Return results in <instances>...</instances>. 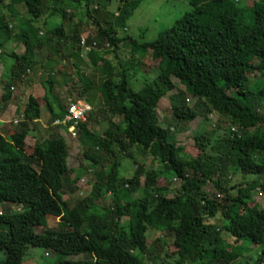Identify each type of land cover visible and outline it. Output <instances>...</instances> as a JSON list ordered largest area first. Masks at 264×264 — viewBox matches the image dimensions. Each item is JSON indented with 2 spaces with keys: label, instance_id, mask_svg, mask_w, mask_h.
Here are the masks:
<instances>
[{
  "label": "trees",
  "instance_id": "trees-1",
  "mask_svg": "<svg viewBox=\"0 0 264 264\" xmlns=\"http://www.w3.org/2000/svg\"><path fill=\"white\" fill-rule=\"evenodd\" d=\"M89 2L0 0V7L8 11L7 16L0 10V55L4 40L11 37L13 20L17 23L12 37L23 46L21 53L7 54L13 59L9 80H20L39 66L36 52L44 45L67 60H79L83 45L90 47L84 53L89 63L98 65L97 86L102 93L106 86L107 96L85 120L103 122L105 127L95 134L84 120L75 129L89 169L112 157L106 159L104 171L94 172L90 191L70 205L60 192L72 191L68 185L84 172L70 176L68 146L59 132L68 125L54 124L56 129L26 153L22 139L28 122L39 118L38 101L30 97L20 123L6 135L0 132V204L19 206L16 212L0 211V250L5 254L0 264H20L26 246L82 256L52 264H143V258L150 264H263L264 208L252 205L260 171L248 170L260 156L258 166L264 171V0L253 1L250 12L237 0H189L191 9L149 42L117 33L126 28L140 0H117L107 20L96 15L97 30L91 37L81 40L77 24L64 29L62 15L74 14L82 3L83 13L91 18ZM106 2L95 0L93 10ZM21 5L25 12L19 17L16 9ZM53 17L59 22L45 29ZM124 44L130 53L121 59L118 49ZM147 55L155 62V75L132 91L128 83L139 70L125 65L128 58L135 59L139 68ZM254 57L260 61L253 62ZM250 75L257 79L251 81ZM172 78L183 85V92L169 93L175 87ZM83 83L79 95L93 86L88 79ZM55 84L52 73H47L42 99L50 122L61 120L67 107L53 93ZM184 93L194 98L192 105L185 104ZM166 94L173 125L187 124L196 116L208 119L215 112L234 128L217 125L220 132L214 135L194 132L196 153L190 155L184 146L169 141L167 128L158 124L156 108ZM83 101L91 102L87 97ZM134 148L159 152L161 167L135 165L131 175H121L117 154L132 157ZM229 168L241 171L228 174ZM172 179L179 185L168 197ZM139 190L142 194L132 197ZM46 217L56 218L55 225L48 226ZM38 226L43 231L35 232ZM149 231L160 232L165 239L156 237L148 243ZM238 242L263 248L256 257L241 259L233 249Z\"/></svg>",
  "mask_w": 264,
  "mask_h": 264
},
{
  "label": "rangeland",
  "instance_id": "rangeland-1",
  "mask_svg": "<svg viewBox=\"0 0 264 264\" xmlns=\"http://www.w3.org/2000/svg\"><path fill=\"white\" fill-rule=\"evenodd\" d=\"M253 1L259 0H237V4L246 7L247 12H250V7L252 6ZM116 5L117 0H107L105 6L100 7L99 10H93V8L96 6V3L95 0H90L89 14L91 15V18H88L87 15L83 13L84 6L82 3L80 4V7L74 12V14H72L71 11H65V13L62 15L64 18H62L64 29L67 30L71 24H77L81 40L85 39L86 37H91L96 33L97 30V26L95 23H93L95 16L99 14L101 15V19L107 20L111 12L115 9ZM1 9L3 13L8 16V11L0 7V10ZM190 9L191 6L189 4V0H140L138 6L134 9L132 15L126 22V28L124 30L117 29V33L118 35H129L130 37H133L135 40H137V42H149L154 40L161 30L169 27L175 19L179 18L184 12L189 11ZM24 12L25 8L23 5L17 6V16H22ZM58 22V17L49 19L48 23L45 25V29H48L52 23L55 24ZM16 23L17 20H13V22L10 24L12 25V27L9 28L11 37L8 40H4V44L1 49L2 53L0 55L4 61L3 65H0V117L4 120L3 124L0 122V126L3 125L0 128V131L3 135H6V131L14 129L15 125L19 124L20 120L23 118V106L30 97L36 98L39 104V120L28 122L29 132L28 134L26 132L27 136L25 134L22 139V143L25 145V152L29 153L34 143L36 144L43 142L47 136V132L51 129H56L53 126L54 123L50 122L51 117L47 109L43 106L42 95L44 91L42 87V81H44L47 73H52L54 76L56 84L53 89V93L58 95L64 107L67 106L69 100L83 101L84 98L87 97L91 101L89 104L91 105L93 111L94 109L98 108L100 103L105 99L107 96V90L105 86L103 87V93L100 92L102 91V88L99 90V87L97 86L98 83H100L99 67L96 64L93 65L88 62L84 51H82V53L80 52L82 57L79 56V60H74L73 58L67 60L66 58L62 59L59 57V55L54 54L52 47L49 45H44L36 52L37 59L40 64L39 66H36L33 70L24 73L20 80H9V65L13 62V59L7 54L11 50L14 52L17 51L19 53H21L23 50L20 40L12 37V35L16 33V28L13 27V25H16ZM106 46L107 45L103 43L102 49H105ZM66 51L67 49L62 47V52L66 53ZM118 52L121 59L127 58L130 53L129 45H121L118 49ZM111 56L112 54L107 55V57L110 59L112 58ZM47 58H51V60L54 59V62L52 64H48L46 62ZM128 59L131 63L129 62L125 66L132 71L139 70L134 75V77L129 80L128 83V86L132 91H137L141 87L144 80H149L155 75L156 70L152 69L155 62L151 60L149 55H147L142 61V65L137 68L138 66H136L134 61L135 59ZM259 61V57L253 58V62L255 63H258ZM86 79L90 80L92 82L91 85L93 84V86L91 89H88L79 95L78 91L83 89V82ZM256 79V75H250L251 81ZM172 81L175 87L169 93L172 94L176 92H183V85L180 84L175 78H172ZM6 85L8 86L6 87ZM10 85H12V89L9 88ZM7 89H9L8 97L5 96V94H7ZM230 93L234 95L233 92ZM168 94L160 98L158 102L156 108V114L159 121L158 124L162 128H167V138L169 141L176 145L184 146L185 151L190 155H194L196 153L192 138L194 132L214 135V133L220 132V130L217 128V125L221 127H229L230 129L234 128V126L228 123L225 117H221L215 112H212L208 116V119H203L199 116H196L187 124L182 121L177 123V125H173V122H171L172 108L171 102L167 96ZM183 97L187 99V101L184 100L187 106L192 105L194 101L192 96L184 93ZM14 119L18 121L17 124L13 122ZM85 122L89 130L95 134H101L102 127H105L103 122L94 123L88 119H86ZM59 132L67 142V165L71 171L70 176L73 177L78 172H84V174L81 175L74 185H68L72 191H68L66 193H63L62 191L60 192L61 197L67 200L70 205H72L77 199L85 196L90 191L91 185L95 179L94 172L98 170L104 171V168L108 165V160L111 161L112 157L109 156L108 158L103 159L101 164L96 165L95 168L89 169L87 166L89 161L84 159L81 154L83 150V144L82 141L78 139L77 129H74L73 136L63 129H59ZM131 154L132 157L125 156L121 153L117 154L118 170L121 175H131L135 165L143 166L146 169H159L161 167L160 153L155 150H151V152H143L138 148H134L131 150ZM260 158V156L255 157V164L251 165L248 171H260V176L258 177V183L260 186H258L253 191L252 205L253 207L264 208V171H261L258 166ZM133 161L135 162L133 163ZM238 171L241 170L229 168L228 174H238ZM251 177L252 175H247L245 178L249 179ZM163 181V179H160V182L163 183ZM178 185L179 181L177 179H172L171 184L168 186L166 196L170 197L174 195L177 191ZM141 194V190H139L133 193L132 197H137ZM18 208L19 206L16 204H0V210L4 212H16L18 211ZM56 220L57 219L53 217H46L45 221L48 226H53L55 225ZM34 231L41 232L43 230L38 226L34 227ZM71 236H73V234H71ZM156 237L165 239L162 233L149 231L147 242L150 243ZM168 248L169 252L173 250L171 245ZM262 248L263 245H247L238 242L236 247L233 249L241 259H244L245 256L248 255H250L252 258L256 257ZM81 257V255H64L50 249L26 246L23 250L20 264H52L56 260L62 258L73 260ZM4 258L5 254L2 250H0V260H3ZM143 264L150 263L145 258H143Z\"/></svg>",
  "mask_w": 264,
  "mask_h": 264
},
{
  "label": "built area",
  "instance_id": "built-area-1",
  "mask_svg": "<svg viewBox=\"0 0 264 264\" xmlns=\"http://www.w3.org/2000/svg\"><path fill=\"white\" fill-rule=\"evenodd\" d=\"M81 44L83 45V41H81ZM89 46L83 45V51H89ZM91 110V105L89 103H86L84 101H69L68 105L66 107V113L64 117L61 120H55L54 124H61V125H68L66 128V131L70 135H74V129L75 125L79 122H83L86 118L87 113ZM14 123L17 122L16 119L13 121Z\"/></svg>",
  "mask_w": 264,
  "mask_h": 264
},
{
  "label": "crops",
  "instance_id": "crops-1",
  "mask_svg": "<svg viewBox=\"0 0 264 264\" xmlns=\"http://www.w3.org/2000/svg\"><path fill=\"white\" fill-rule=\"evenodd\" d=\"M15 53H19V52H15ZM3 63H4V61H3V59H2V57L0 58V65H3ZM6 63V62H5ZM13 85V84H12ZM12 85H10V89H12L13 87H12ZM16 110H17V108H16ZM15 110V111H16ZM39 120V118H37V119H35L34 121H38ZM0 122L3 124V122H4V120L3 119H1V117H0ZM3 126V125H2ZM2 126H0V128L2 127ZM1 132V131H0ZM28 132L29 131H27V134H28ZM2 133V132H1ZM27 134H26V136H27ZM25 136V137H26ZM35 144V143H34ZM0 211H2V210H0Z\"/></svg>",
  "mask_w": 264,
  "mask_h": 264
}]
</instances>
